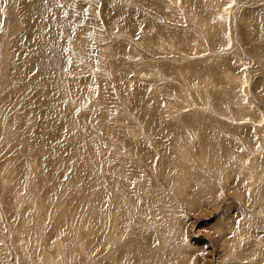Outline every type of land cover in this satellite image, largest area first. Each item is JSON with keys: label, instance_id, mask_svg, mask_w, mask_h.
<instances>
[{"label": "rangeland", "instance_id": "374dc122", "mask_svg": "<svg viewBox=\"0 0 264 264\" xmlns=\"http://www.w3.org/2000/svg\"><path fill=\"white\" fill-rule=\"evenodd\" d=\"M229 3L0 0V264H264V0Z\"/></svg>", "mask_w": 264, "mask_h": 264}, {"label": "snow or ice", "instance_id": "6c2138e0", "mask_svg": "<svg viewBox=\"0 0 264 264\" xmlns=\"http://www.w3.org/2000/svg\"><path fill=\"white\" fill-rule=\"evenodd\" d=\"M235 3V0H232V3H229L226 8L225 11H228V9L232 8L233 4Z\"/></svg>", "mask_w": 264, "mask_h": 264}, {"label": "bare ground", "instance_id": "6f19581e", "mask_svg": "<svg viewBox=\"0 0 264 264\" xmlns=\"http://www.w3.org/2000/svg\"><path fill=\"white\" fill-rule=\"evenodd\" d=\"M34 62H35V61H34ZM34 62H33V63H34ZM28 69H29V68H28ZM25 72H26V71H25Z\"/></svg>", "mask_w": 264, "mask_h": 264}]
</instances>
